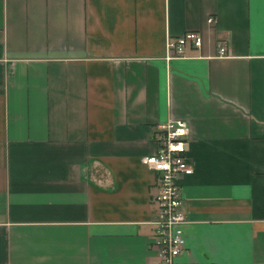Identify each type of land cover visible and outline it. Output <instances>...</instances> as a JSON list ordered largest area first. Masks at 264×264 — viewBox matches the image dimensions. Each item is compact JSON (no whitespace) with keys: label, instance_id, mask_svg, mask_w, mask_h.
<instances>
[{"label":"crops","instance_id":"0c3cea01","mask_svg":"<svg viewBox=\"0 0 264 264\" xmlns=\"http://www.w3.org/2000/svg\"><path fill=\"white\" fill-rule=\"evenodd\" d=\"M171 119L178 264H264V0H0V264H156L143 158Z\"/></svg>","mask_w":264,"mask_h":264},{"label":"built area","instance_id":"2783aa9c","mask_svg":"<svg viewBox=\"0 0 264 264\" xmlns=\"http://www.w3.org/2000/svg\"><path fill=\"white\" fill-rule=\"evenodd\" d=\"M215 18H208L214 23ZM203 38L198 31H188L168 41V50L179 57L186 47L200 48ZM227 46L218 44V54L225 55ZM189 126L180 119H171L156 126L157 150L143 158V163L155 172L158 207L155 224V241L158 262L156 264H178V257L186 249L184 225L188 222L182 212L183 197L180 180L193 172L191 163L184 155L188 144Z\"/></svg>","mask_w":264,"mask_h":264},{"label":"rangeland","instance_id":"374dc122","mask_svg":"<svg viewBox=\"0 0 264 264\" xmlns=\"http://www.w3.org/2000/svg\"><path fill=\"white\" fill-rule=\"evenodd\" d=\"M170 39H173V38H168V39H167V42H166V58H167V59H171V58H175V57H177V56L174 55V53H173L171 50H168V41H169ZM146 166H147V165H146ZM148 168H149V167H148Z\"/></svg>","mask_w":264,"mask_h":264}]
</instances>
